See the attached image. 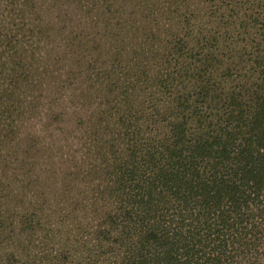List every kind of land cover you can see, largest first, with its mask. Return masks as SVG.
<instances>
[{"label": "trees", "instance_id": "obj_1", "mask_svg": "<svg viewBox=\"0 0 264 264\" xmlns=\"http://www.w3.org/2000/svg\"><path fill=\"white\" fill-rule=\"evenodd\" d=\"M0 264H264V0H0Z\"/></svg>", "mask_w": 264, "mask_h": 264}, {"label": "rangeland", "instance_id": "obj_2", "mask_svg": "<svg viewBox=\"0 0 264 264\" xmlns=\"http://www.w3.org/2000/svg\"><path fill=\"white\" fill-rule=\"evenodd\" d=\"M242 1H244V0H242ZM250 2H253V0H250ZM35 168H37V169H35ZM38 168H41V169L47 168V165L44 164L43 162H39V163L34 164V166H32V168L25 169L24 172H22V175L20 176V178H18L19 181L16 183L17 185L14 186V187H20L18 189H15L16 192H18L22 189L25 191V193L27 194L26 195V198H27L26 201L27 202H30L29 199H31V196L36 197L37 195H39L40 191L43 190V187H44V190H46V191L48 190L47 186L49 184L47 185L46 179H44L45 175L47 173V170L42 169V171H41L42 177L40 174H37L40 177V178H38L37 175L35 176L36 172H38ZM48 171H49L48 173H51L53 175L52 165L50 166V169ZM54 179H56V178H54ZM30 180H31V182H29ZM51 192H53V190H51ZM55 192H56V190H55ZM47 196L50 197L49 194ZM38 201H39L38 199L34 200L35 203Z\"/></svg>", "mask_w": 264, "mask_h": 264}]
</instances>
